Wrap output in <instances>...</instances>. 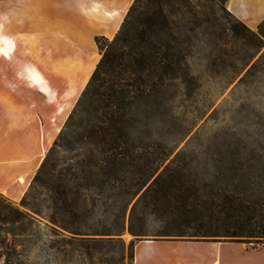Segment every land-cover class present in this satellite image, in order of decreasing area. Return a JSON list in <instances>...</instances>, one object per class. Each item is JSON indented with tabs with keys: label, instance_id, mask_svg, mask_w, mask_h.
Wrapping results in <instances>:
<instances>
[{
	"label": "trees",
	"instance_id": "trees-1",
	"mask_svg": "<svg viewBox=\"0 0 264 264\" xmlns=\"http://www.w3.org/2000/svg\"><path fill=\"white\" fill-rule=\"evenodd\" d=\"M220 1L225 4L219 8L250 32L245 23L228 10L227 0ZM143 5V0L133 1L112 39L95 37L101 58L59 133L61 139L73 125L79 128L81 143L87 146L86 150L83 147L88 154L87 164H82L79 174L57 170L52 163L53 152L58 146L55 142L41 162L24 199L39 197V188L45 189L48 197H56L53 205L61 214H54L51 220L70 232L61 237L62 241L80 246L88 254L91 247L123 243L121 238L86 235H121L126 208L142 189L129 215L128 230L133 236L148 232L147 214H150L158 224L153 234L156 236L192 241L241 238L247 243L255 239L253 246L263 244L264 195L258 192L261 187L254 185L249 176H240L241 167L228 168L219 164L214 179H202L193 176L188 162L180 161L177 155L158 172L170 153L148 146L127 145L132 103L150 94L163 78L175 75L167 41L168 14ZM215 6L218 5L207 6L210 10L200 13L201 18L197 16L200 21L196 28L201 35L218 34V38L225 39L230 32L237 36L238 28L217 16ZM193 10L187 12L195 17ZM161 23H164V43ZM258 29L259 33L253 34L264 36V20ZM224 161L223 156L220 163ZM88 176L102 178L99 190L106 192L114 204L124 200L118 212L106 209L112 216L110 222L104 219L92 223L95 211L87 206V185L83 182ZM101 204L107 206V202ZM14 212L15 221L26 218L23 212ZM137 240L141 239L133 240L130 245L131 264Z\"/></svg>",
	"mask_w": 264,
	"mask_h": 264
},
{
	"label": "rangeland",
	"instance_id": "rangeland-1",
	"mask_svg": "<svg viewBox=\"0 0 264 264\" xmlns=\"http://www.w3.org/2000/svg\"><path fill=\"white\" fill-rule=\"evenodd\" d=\"M143 4L148 9L168 14L167 41L175 75L163 78L150 94L132 103L127 145L148 146L170 153L158 172L177 155H180V161L188 162L193 176L202 179H214L219 164L228 168L241 167L240 176H249L254 185L261 187L258 192L264 195V36L254 35L259 33V25L251 28L245 24L250 32L247 31L219 8L225 4L220 0H143ZM214 4L218 5L215 6L216 15L238 28L237 36L230 32L225 39L218 38V34L201 35L196 28L200 21L197 16L201 18L200 13L208 12L207 6ZM191 9L196 18L187 12ZM160 26L164 43V23ZM60 131L43 159L57 142L52 163L57 170L79 174L82 164L86 165L88 161L87 146L82 145L76 125L61 139ZM223 156L225 161L220 163ZM100 180L99 176H88L83 180L87 185V206L95 211L92 223L104 219L110 222L112 216L106 209L118 212L124 205L123 199L114 204L106 192L99 190ZM39 190V197H27L26 200L25 194L21 199L13 200L0 192V264H131L133 240L174 238L153 235L158 224L150 214H147L148 232L145 235L136 237L129 232V215L142 189L126 208L125 228L121 235H86L121 238L123 243L91 247L88 254L82 247L62 241L61 237L70 232L51 220L54 214H61L53 205L56 197H48L43 188ZM102 202H107V206H102ZM14 210L23 212L26 218L15 221ZM216 240L243 241L225 237ZM254 240L248 244L253 245ZM182 244L186 246L182 245L176 253L180 257L199 254L201 246Z\"/></svg>",
	"mask_w": 264,
	"mask_h": 264
},
{
	"label": "crops",
	"instance_id": "crops-1",
	"mask_svg": "<svg viewBox=\"0 0 264 264\" xmlns=\"http://www.w3.org/2000/svg\"><path fill=\"white\" fill-rule=\"evenodd\" d=\"M133 1L0 0L1 193L23 197L100 60L95 37L113 38ZM227 8L251 28L264 20V0ZM182 243L199 254L180 257ZM132 264H264V243L141 239Z\"/></svg>",
	"mask_w": 264,
	"mask_h": 264
},
{
	"label": "bare ground",
	"instance_id": "bare-ground-1",
	"mask_svg": "<svg viewBox=\"0 0 264 264\" xmlns=\"http://www.w3.org/2000/svg\"><path fill=\"white\" fill-rule=\"evenodd\" d=\"M22 181V180H21Z\"/></svg>",
	"mask_w": 264,
	"mask_h": 264
}]
</instances>
